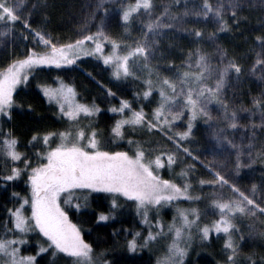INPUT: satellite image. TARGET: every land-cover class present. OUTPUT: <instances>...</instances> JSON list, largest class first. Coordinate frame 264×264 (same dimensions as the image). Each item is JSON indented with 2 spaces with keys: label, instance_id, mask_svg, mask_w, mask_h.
Wrapping results in <instances>:
<instances>
[{
  "label": "rangeland",
  "instance_id": "1",
  "mask_svg": "<svg viewBox=\"0 0 264 264\" xmlns=\"http://www.w3.org/2000/svg\"><path fill=\"white\" fill-rule=\"evenodd\" d=\"M175 1L176 9L167 10L166 0L153 4L151 0H92L87 15L73 30L75 42L62 44L38 29L28 34L36 52L63 50L73 58L72 64L59 68L95 58L107 65L117 80L131 77L143 82L144 92L140 96L151 108L148 117L131 109L129 102H121L116 111L110 110L118 116L110 131L114 141H120L124 129H138L143 118L158 123L154 126L163 137L145 149L134 143L130 153L100 151L94 131L84 118L91 119L95 109L81 104L71 87L73 92L69 96L74 93V98L70 111L75 118L70 119L55 101L43 95L40 87L41 95L56 115L68 122L75 121V126L63 140L59 133L66 132L49 137L47 144L43 136L35 140L39 143L37 158L25 160L32 167L47 163L40 153L63 143L60 174L71 183L74 173L77 180L98 190L68 188L60 193V206L67 213L79 212L86 208L88 196L93 193L133 201L141 229L133 232L130 239L135 238L137 245L131 253L153 256L154 264H181L195 245L208 239L215 240L220 247L221 264H264V248L259 246L260 233L264 232V170L256 164L257 158L264 157V139L250 130L264 127V109L258 104L264 92V40L251 47L252 55L232 61L214 34L223 16L242 8L264 10V0H209L202 8L195 0ZM5 3L8 8L3 6ZM25 4L26 0H0L2 14L16 19L21 17ZM103 5L106 8L101 19L89 35ZM173 24L176 27L170 30L175 34L181 30L179 27L198 32L180 50L182 53L175 52L181 54V61L171 70L170 42L175 36L167 30ZM18 31L0 24V59L16 55L0 72L31 52L26 53L28 45ZM37 36L47 41L48 49L42 41L38 42ZM143 62L156 67L147 71ZM48 68L57 67L34 66L27 70L28 78L34 71ZM233 69L237 71L233 73ZM150 73L160 80L150 82ZM61 84L46 86L58 88ZM64 110H69L67 104ZM6 119L0 116V129H4ZM211 122L214 124L210 125ZM7 140L3 137L0 142L1 159L10 164L19 162L15 167L27 178L25 192L15 195L13 200L12 231L1 240L25 242L9 244L7 251H0V264H13L14 259L17 264L21 260L24 264H109L92 251L87 257H77L55 249L35 227L27 232L15 227L13 213L18 208L30 224L35 221L30 203L21 208L24 199H31L29 169L23 157L13 161L7 155ZM201 191L204 195H199ZM66 199L70 202L64 203ZM181 201L187 204H180ZM170 202L174 206L171 211ZM108 219L97 218V222L102 224ZM64 225L78 228L69 218ZM13 247L18 250L15 257L11 254ZM29 256L34 258L31 262L27 260Z\"/></svg>",
  "mask_w": 264,
  "mask_h": 264
},
{
  "label": "trees",
  "instance_id": "2",
  "mask_svg": "<svg viewBox=\"0 0 264 264\" xmlns=\"http://www.w3.org/2000/svg\"><path fill=\"white\" fill-rule=\"evenodd\" d=\"M156 1L160 0H151L152 4ZM195 3L202 8L209 3V0H195ZM166 4L167 10L168 8L176 9L177 2L175 0H166ZM91 5L92 0H26L23 13L17 19L10 18L8 13L2 14L4 8L0 6V14H2L0 24L19 30L20 37L28 45L26 48V53H28L36 50L28 39V34L36 29L42 30L53 39H58L62 44L75 42L76 35L73 30L79 27ZM3 6L8 8L6 3ZM105 8L106 5H103L95 15V22L89 35L92 34L93 28L101 19ZM220 22L221 24L214 34L232 61L252 55L251 47L261 44L264 40V10L262 8L260 10L258 8L253 10L242 8L230 15L223 16ZM175 27L174 24L170 25L167 30L175 36L170 42L172 44L170 48L172 56L169 57L168 68L171 70L175 69L178 62L181 61L179 52L182 53V51L180 50L187 46L198 32L197 29L189 30L179 27L181 30L175 34L173 30H170ZM176 51L179 52L175 53ZM15 59V54L3 56L0 59V68ZM143 64L147 71L156 67V65L152 66L145 62ZM238 65L240 66L238 71L241 72L240 61H238ZM179 71L182 72L183 67ZM236 71L235 69L232 70L233 73ZM148 76L150 82L160 80L151 73ZM57 82L71 86L81 104L95 109V114L91 116V119L84 118L89 121L86 125H89L90 129L94 131V138L100 151L130 153L134 143H139L145 149L152 147L156 139L163 137L161 131L154 126L158 123L149 122L143 118L138 129H124L120 141L112 139L110 131L118 116L112 114L110 110L116 111L121 102H129L131 109L140 110L145 117H148L151 108L147 105L146 100L140 96L144 92L143 82L131 77L117 80L112 75L111 69L104 65L101 60L85 58L70 67L36 70L29 76L26 83L14 92L12 115L10 119L5 120V124L2 126L4 129H0V142L3 137L8 139L14 137L16 139L15 150L23 153L22 159L37 158L39 143L32 139L34 135L40 140V137L46 132L69 133L74 129L75 121L68 122L60 119L54 108L46 103L39 91L41 86L55 85ZM258 104L264 109V92ZM125 112L123 116L127 114ZM201 121L202 119L196 122V125L200 124ZM212 124L214 123L211 122L210 125ZM145 127L150 128V130ZM250 130L258 133L264 139V127ZM189 141L193 142V140ZM1 158L3 157L0 156V240L12 231L10 212L15 205L14 193L21 195L25 192V179L27 178L23 173L13 181H4L3 177L10 174V169L18 165L19 162L10 164ZM256 164L264 170V157L257 158ZM173 166L179 172L177 166ZM193 171L196 173L195 170ZM4 184L7 186H2ZM199 195H204L203 191L199 192ZM113 198L104 193L90 194L86 208L79 212L69 210L68 218L78 226L83 239L91 245L93 255L102 261H107L109 264H154L153 256L146 253L134 254L127 248L133 232L141 229L134 202L118 197ZM112 201H114L115 207L111 204ZM179 203L187 204L186 201ZM173 208V203L170 202L169 211ZM101 212H105L112 218H109L105 223H98L97 215ZM167 213L172 214V212ZM259 239V246L264 248L263 231L260 233ZM220 257V247L215 240L208 239L200 245H195L181 264H221Z\"/></svg>",
  "mask_w": 264,
  "mask_h": 264
},
{
  "label": "snow or ice",
  "instance_id": "3",
  "mask_svg": "<svg viewBox=\"0 0 264 264\" xmlns=\"http://www.w3.org/2000/svg\"><path fill=\"white\" fill-rule=\"evenodd\" d=\"M38 37V36H37ZM39 38V37H38ZM43 42L46 49L49 45L46 40L38 39V42ZM74 62L73 58L69 57L67 52L52 49L50 51L36 52L31 51L26 58L14 61L7 70L0 72V116L4 118H11V108L14 104L13 94L18 85L26 82L28 79V71L34 66H55L57 68L61 66H68ZM43 95L49 101H55L59 106L63 115L70 119L75 118L71 109L73 96L70 97L69 93L73 90L71 86L61 84L58 88H52L50 86H41ZM69 106V110H64V105ZM56 135V133L46 132L43 135V140L47 144L49 137ZM61 139L67 135V133H59ZM33 140L37 139V136H33ZM7 155L13 160H20L23 153L15 150L16 139L13 137L6 141ZM63 143L57 145L55 148H51L49 151L42 152L40 155L46 157L47 163H41L35 167H32L27 160L24 161L25 166L29 169L28 180L31 185V199H24L21 208L24 204H29L32 209V219L35 224L29 223V218L24 216L21 209H16L13 213L15 227L24 232H27L35 227L44 237L50 242V245L55 249H59L65 253H70L77 257H87L91 251V245L87 243L80 232V230L72 226L71 229L66 228L64 221L68 220V213L61 206L59 201L60 193L64 192L68 188H93V185L80 182L75 178V174H72V182L69 183L67 177L61 175V165L59 163L61 154L65 151L62 147ZM21 175V169L13 167L10 174L3 177L6 182L13 181ZM2 186H7L6 184ZM18 195V193H14ZM66 199L64 203H69ZM113 202V207H115ZM99 220L105 221L109 218V215L105 212L99 213ZM23 239L14 241H2L0 240V251H7L9 244L24 243ZM135 238L128 242V249L130 252H135L136 249ZM44 249H41L43 251ZM16 248L11 249V254L15 257L17 253ZM34 258L29 256L27 260L31 262ZM13 264H17L15 259ZM19 264H24L21 260Z\"/></svg>",
  "mask_w": 264,
  "mask_h": 264
}]
</instances>
